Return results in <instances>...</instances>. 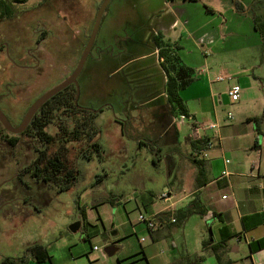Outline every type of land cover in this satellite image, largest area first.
Segmentation results:
<instances>
[{
  "label": "rangeland",
  "instance_id": "obj_1",
  "mask_svg": "<svg viewBox=\"0 0 264 264\" xmlns=\"http://www.w3.org/2000/svg\"><path fill=\"white\" fill-rule=\"evenodd\" d=\"M19 1L16 4L19 17L0 22V43L10 44L12 56L26 58L27 50L36 47L37 37L34 35L33 27L36 26L37 20L47 25L52 20L46 15L37 20L32 16L55 11V4L58 0ZM74 1L79 2L81 8L87 11L86 17L84 14L81 15L79 37H76L71 29L68 30L67 27L58 29L56 24H53L55 27L53 35L39 49L38 53L44 58L36 72H26L17 68L7 58V55L1 52L0 92L6 91L9 84L22 83L29 92L35 88L36 94L41 90L43 93L74 72L89 41L98 10L104 0ZM194 4L197 5L194 7L197 13L195 22H202V19L206 17L202 16V12L206 11L205 4L212 8V1L204 0L203 3ZM161 6L162 0H113L108 6L94 49L80 75L82 81L92 79L93 82L90 83L91 87L87 82H83L81 89L83 95L82 98L80 95L79 100L81 106H88L93 110H98L104 105V111L97 112L93 118L88 114L79 115L82 123L89 122L91 119L96 123L97 128L92 131L90 142H99L103 147V152L96 151L93 159L81 158L77 164V157L84 147L85 139L72 140L70 143L52 145L49 148V154L59 157L65 163L67 171L76 174L77 167L81 169L79 178L72 182L73 186L78 187L66 192H61L60 186L54 181H37L30 175L25 177L30 188L28 191L19 179L12 180V184L7 186L11 188L7 197L13 201L12 208H7L4 215L0 216V264L7 258L18 260L26 256L35 261L29 253V247L36 244L48 247L54 252L56 259L58 258L55 264H76L68 263L63 256L64 252L60 253L62 244L69 240L76 241L78 245L73 249L86 252L92 249L98 241L85 240L84 225L76 232L71 231V226L82 218L80 208H93L99 203L102 206L101 211L104 217L114 219L116 224L122 228L121 230H124L125 226L122 227V225L127 222V227L130 229L132 223L137 224L140 214H147L150 211L148 205L151 206L155 202L156 210L167 206L163 203L162 196L170 191L173 192L174 187H186L188 190L195 188L194 183L198 170L191 162V158L194 157L191 142L197 137L194 135L195 124L190 126L187 118L182 122V117L178 112L173 114L171 107L167 106L165 96L156 101L157 106L153 109L145 106L139 111L129 113L135 108L134 103L141 100L137 95L133 96L134 99L130 97L132 93L135 94V88L141 84L140 82L146 85L147 91L144 92V97L159 94L160 89L164 90L162 78L161 82L157 74L156 55L144 61L141 60L142 55H151V52L155 50L153 37L160 35L161 26L153 16H148L153 15L155 10H160ZM182 28L179 26L178 30ZM237 45L236 41H232L223 51V58L226 64L230 65L226 67V70L237 79L215 84L213 88L216 92L222 93L230 85H240L243 88L248 79L253 80L254 76L264 75L263 42L262 45L256 47L249 44L242 47V51H238ZM184 46L191 50L194 49L190 44ZM100 50L104 51L105 55L114 50L120 55L110 65H105L104 62L99 65L95 59L96 55L98 57L101 53ZM115 66L123 67L118 74L110 78L108 70ZM244 68L250 69L249 76L242 77L239 82L235 74ZM256 83L263 95L264 77L258 79ZM184 92L180 93L184 94ZM251 96L254 95L251 93ZM7 101L11 105L21 104L19 97L9 98ZM257 105V101L250 100L246 104V109L255 108ZM221 110V115L227 116L228 112H231L234 117L237 116L238 109L228 104L227 100ZM125 112L128 114H124ZM126 116H129L131 123L127 129L128 137L123 136L116 121ZM135 116H138L137 119L134 118ZM260 117L264 128V113ZM167 124L171 126L163 134ZM175 126L179 135L175 133ZM138 138L148 144L154 141L155 145H152V148L158 149V154L154 156L153 149L147 145L139 146L137 141L135 142ZM22 140L25 141V137H22ZM35 149L36 145H33V159L36 157ZM29 152L28 146H19L16 150V160L9 155L0 160V182L12 176L11 170L14 166L22 165L23 167L29 164V161L23 157ZM113 199L122 201L120 210L111 208L108 202ZM23 201L27 204H23ZM95 215L98 216L96 212L93 216ZM106 225L109 226V223L107 222ZM191 225L193 224L187 226L186 238H184L183 230L177 232L178 248L182 252H186L184 251L187 248L186 240L192 249L201 250L193 237L191 230L193 226ZM139 234L141 231L138 235L130 233L134 249L141 248ZM209 235L208 232V238ZM145 238L147 241L143 243L144 246L150 245L156 254L161 252L162 258H168L170 252L167 242L151 246L153 244L150 236L147 234ZM77 264L90 263L84 257L82 261L78 260Z\"/></svg>",
  "mask_w": 264,
  "mask_h": 264
},
{
  "label": "crops",
  "instance_id": "obj_2",
  "mask_svg": "<svg viewBox=\"0 0 264 264\" xmlns=\"http://www.w3.org/2000/svg\"><path fill=\"white\" fill-rule=\"evenodd\" d=\"M210 1L216 12H202V16H206L202 22H195L197 13L194 7L197 5L184 0H162L160 10H155L153 15L148 16H153L160 24L159 33L164 40L167 38L165 41L180 45L178 53L183 62L198 71V81L195 80L183 90L184 94L180 95L187 108V118L193 119L188 120L189 125L196 122L199 126L206 127L199 137L195 132L194 135L197 136L196 140L208 139L209 148L201 153L193 150L192 152L194 157L206 162L207 184L200 189L195 186L191 190L186 187H174L173 192L162 196L163 203L167 206L156 210L155 202L151 206L148 205L150 211L144 215L154 217L156 226L153 229H148L144 223L138 221L137 224L132 223L130 229L127 227L128 223L124 222L122 227L125 228L121 230L114 219L104 217L99 203L93 208H80L82 218L77 220L80 223L79 229L82 225L86 228L85 240L98 241L86 252L74 250L78 245L76 241L64 242L60 253L64 252L63 256L68 263L77 264L78 260L82 261L85 257L90 264H180L188 254L193 257L203 255L202 264H264V128L260 117L264 113V91L261 95L262 90L256 83L264 75L254 76L253 80L248 79L237 102H232L228 96V90L232 85L222 93L216 92L213 88L219 83L216 81L219 75L230 76L231 80L237 79L226 70L230 65L226 64L223 58L225 47L236 41L238 51H242L241 48L249 44L254 47L262 45V39L252 19L247 15L238 14L231 0ZM253 1L241 0L246 7ZM179 26L183 28L178 30ZM247 38L249 40H245ZM188 44L194 49L184 46ZM118 55L120 53H116L115 50L108 52L107 55L103 51L98 57L96 55L95 60L99 65L101 62L110 65ZM153 55L157 57V74L160 81L162 78L164 90L160 89L159 94L144 97L146 85L140 82L132 96L137 95L141 99L138 101L141 108L150 106V109H153L157 106L156 101L165 96L166 74L161 67L163 59L159 57L156 47L151 55H142L141 60L144 61ZM122 67L115 66L108 70L110 78L118 74ZM249 73L250 69L244 68L235 75L240 82L241 78L249 76ZM88 80L86 82L89 86ZM251 93L254 96H251ZM226 100L228 104L238 109L236 117L231 112H228L227 116L221 115ZM250 100L257 101L258 105L246 109V104ZM229 114L232 118H229ZM212 125H216V128H209ZM170 126L169 124L165 126L163 134ZM227 160L230 163H227ZM196 197L206 209V214L193 215L183 226H177L172 221L175 219L173 214L178 210L192 207ZM108 203L116 210H120L122 205L121 200ZM94 212L98 216H93ZM107 222L109 226L106 225ZM190 224H193L191 225L193 237L201 250L192 249L186 240L187 248L184 249L186 252H182L178 248L177 234L179 230H183L186 238L187 226ZM90 227L91 229H88ZM140 231L141 248L134 249L130 233L138 235ZM145 232L152 240L151 246L168 243L170 252L168 258H162L161 252L156 254L150 245L147 247L143 245L147 241ZM208 232L209 238L211 236L213 238L211 241L207 237ZM141 237L145 238L144 242L141 241ZM206 240L209 242L204 249L203 243ZM95 247H98V250H95ZM46 248L50 256L46 262H37L29 258L28 264H55L58 258L56 259L51 249Z\"/></svg>",
  "mask_w": 264,
  "mask_h": 264
},
{
  "label": "flooded vegetation",
  "instance_id": "obj_3",
  "mask_svg": "<svg viewBox=\"0 0 264 264\" xmlns=\"http://www.w3.org/2000/svg\"><path fill=\"white\" fill-rule=\"evenodd\" d=\"M55 7V11L45 13L42 12L39 13V16H32V18H36L37 20L46 15V17H50L52 18V20L48 25L40 20H37L36 26L33 27L34 35L37 37L36 47L27 50L26 58H16L12 56V54L10 53V44L8 42L0 43V53H5L7 55V58L17 68L26 72H36L39 69L41 61L44 57L38 52L42 45L49 40L51 35H53V31L55 29V27H53V24H56L58 29H64L65 27H67L68 30L71 29L73 31V34L76 35V37H79L81 15L84 14V16L86 17L87 11L81 8L79 2L77 3L74 0H58L55 4ZM17 17H19L18 11L16 15L12 17L0 19V22L13 20ZM53 18H55V20H53ZM70 76H67L59 84L67 80ZM83 82H86V80L82 81L79 76L78 84L80 86V91L83 87ZM88 82L89 86L91 87L90 83H92L93 80L89 79ZM59 84L51 87L46 91H43V93L41 90L37 94L34 91L35 88L30 90L29 92L23 87L22 83L9 84L6 91L0 92V111L6 117L12 128H19L33 105L42 96H44L53 88L57 87ZM76 95L77 85L73 83L50 98L47 102H45L44 105L40 107L34 114L27 128L21 133H14L12 130L8 129L0 120V160L5 159L7 155L14 157V160H16V150L19 146L25 145L30 148V152L23 155L26 161H29V164L24 165L23 167L22 165H19V167L14 166V168L11 170V172L13 173L12 176L9 179L0 182L1 217L4 215V211H6L7 208H12L13 201H10L7 197L8 191H10L11 188L7 186H10L13 181L19 179L20 183L24 186L26 191L30 190L28 182L25 180V177L27 175H30L31 178H34L37 181H54L60 186L61 192H66L72 188L78 187L76 185L73 186L72 182L79 178L78 176L81 174V169L77 167L75 172L76 174H74V172L67 171L65 163L61 161L59 157L54 154H49L48 151L52 145H64V143H70L72 142V140L80 141L82 139H85L84 147L80 150L77 157V164H79L81 158H84L86 160L93 159L96 151L103 152V147L99 142H90V139H92L91 136L93 134L92 131L97 128L96 123L93 119H91V121L89 122L82 123L80 121L79 115L81 113H83L84 115L88 114L93 118V116L97 115V112L104 111V105L101 106L98 110H93L91 108H88V106L83 107L79 104L80 97L78 99V103H76ZM80 95L82 98V92H80ZM14 97H19L21 99L20 105L9 104L7 100ZM130 97L133 98L132 95H130ZM56 98H58V100L55 103L54 100ZM106 104L107 106H110L109 103ZM134 104L135 108L132 110V112H129L130 114L134 113L135 111H139L141 108L138 106V101ZM126 113L128 114V112H125L124 114ZM137 117L138 116H135L134 118L137 119ZM128 118L129 116H126L124 119H116L117 125H119L123 136L126 137H128V126L131 124ZM22 137H25V141L22 140ZM136 141L139 146L143 144L153 149L152 151L154 156L156 155V153L158 154L159 150L152 148V145H155L154 141H150V144L145 143L140 138L135 140V142ZM33 145H36V157L34 159L32 154ZM55 158H58L60 162L66 167V169L55 172L54 174L50 171L49 162L50 160H53ZM49 175H55V178L57 180H47ZM22 203L27 204L26 201H23Z\"/></svg>",
  "mask_w": 264,
  "mask_h": 264
},
{
  "label": "trees",
  "instance_id": "obj_4",
  "mask_svg": "<svg viewBox=\"0 0 264 264\" xmlns=\"http://www.w3.org/2000/svg\"><path fill=\"white\" fill-rule=\"evenodd\" d=\"M187 2H202L203 0H184ZM19 0H0V19L6 17H12L16 15L17 8L16 4ZM234 10L241 15H247L254 23L256 30L259 32L264 49V0H254L248 7H246L241 0H231ZM102 4V3H101ZM205 9L208 13H215L216 11L206 6ZM156 49L158 50L159 57L163 59L161 67L166 74V86H165V97L167 106H170L172 113H179L181 116H187V108L180 95V92L187 89L195 80H197L196 69L186 65L180 54L178 53L180 45L171 44L164 40V38L157 34L153 37ZM58 98L54 101L57 102ZM174 117V115H172ZM175 133L179 135L178 129L174 127ZM98 144V143H97ZM193 152H203L210 146L208 139L194 140L191 142ZM191 162L197 167L198 173L195 180V186L197 189L202 188L207 184V168L206 162L198 158H191ZM50 171L55 172L66 169V167L60 162L58 158L50 160L49 162ZM47 180H57L55 175H49ZM115 199L111 200V203ZM206 209L201 205L198 197L192 202V207L176 211L173 216L176 219L174 222L177 226H183L188 219L193 215L204 216ZM171 215V213H169ZM212 236L209 238L211 241ZM209 240L204 241V249L207 248ZM29 253L33 259L37 262H46L50 256L48 249L42 245H33L29 247ZM204 260L203 255L193 257L192 255L186 254L183 261L180 264H202ZM29 257L26 256L22 259L13 260L11 258L5 259L2 264H28Z\"/></svg>",
  "mask_w": 264,
  "mask_h": 264
},
{
  "label": "water",
  "instance_id": "obj_5",
  "mask_svg": "<svg viewBox=\"0 0 264 264\" xmlns=\"http://www.w3.org/2000/svg\"><path fill=\"white\" fill-rule=\"evenodd\" d=\"M113 0H104L98 10L96 19H95V23L92 29V33L90 35L89 41L83 51V54L79 60V63L76 67V69L74 70V72L72 73V75L65 80L64 82H62L61 84H59L57 87L53 88L52 90H50L49 92H47L44 96H42L31 108V110L28 112V114L26 115L22 125L19 128H12V126L10 125V123L8 122V120L6 119V117L3 115V113L0 111V120L5 124V126L12 130L14 133H21L23 132L29 122L31 121L32 117L34 116V114L37 112V110L42 107L44 105L45 102H47L50 98H52L53 96H55L56 94H58L59 92H61L62 90H64L65 88H67L69 85L75 83L77 85V95H76V103H78V99L80 97V86L78 84V77L81 75L86 61L88 59V57L91 55L92 50L94 48L96 39L98 37L99 31H100V27L105 15V12L108 8V6L110 5V3ZM80 227V223H75L74 225L71 226V231L76 232L78 231Z\"/></svg>",
  "mask_w": 264,
  "mask_h": 264
},
{
  "label": "built area",
  "instance_id": "obj_6",
  "mask_svg": "<svg viewBox=\"0 0 264 264\" xmlns=\"http://www.w3.org/2000/svg\"><path fill=\"white\" fill-rule=\"evenodd\" d=\"M226 80H231V77L227 76V75H219L218 77H216V81H218V82H222V81H226ZM241 93H242V88L240 87V85H233L228 90V96L230 97L232 102L239 101V99L241 97ZM186 118H187V116H182V122H184ZM229 118H232L231 114H229ZM187 119L189 121H193L192 117H188ZM193 123L197 125V127L195 128V133L199 137L201 131L206 130V127L199 126L196 122H193ZM209 128H216V125H212ZM227 163H230V161L227 160ZM172 221L176 222V219H173ZM139 222L144 223L148 229H153L156 226L154 217L147 216L144 214H141L139 216ZM141 241L144 242L145 238H141ZM95 250H98V247H95Z\"/></svg>",
  "mask_w": 264,
  "mask_h": 264
}]
</instances>
